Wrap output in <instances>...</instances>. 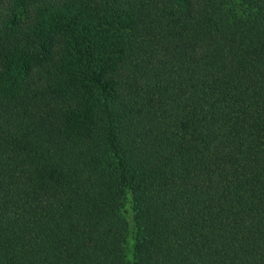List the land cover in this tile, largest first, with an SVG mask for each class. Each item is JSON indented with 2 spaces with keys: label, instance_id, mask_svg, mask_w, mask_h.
<instances>
[{
  "label": "trees",
  "instance_id": "trees-1",
  "mask_svg": "<svg viewBox=\"0 0 264 264\" xmlns=\"http://www.w3.org/2000/svg\"><path fill=\"white\" fill-rule=\"evenodd\" d=\"M0 264H264V0H0Z\"/></svg>",
  "mask_w": 264,
  "mask_h": 264
}]
</instances>
